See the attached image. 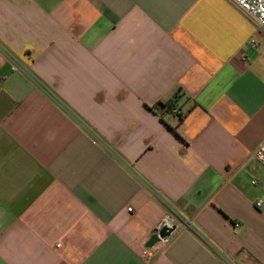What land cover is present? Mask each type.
Instances as JSON below:
<instances>
[{
  "label": "crops",
  "instance_id": "1",
  "mask_svg": "<svg viewBox=\"0 0 264 264\" xmlns=\"http://www.w3.org/2000/svg\"><path fill=\"white\" fill-rule=\"evenodd\" d=\"M263 44L230 0H0V264H264Z\"/></svg>",
  "mask_w": 264,
  "mask_h": 264
},
{
  "label": "built area",
  "instance_id": "2",
  "mask_svg": "<svg viewBox=\"0 0 264 264\" xmlns=\"http://www.w3.org/2000/svg\"><path fill=\"white\" fill-rule=\"evenodd\" d=\"M247 18H249L256 26L257 31L264 36V0H230ZM249 44L252 46H257L258 42L251 38L249 40ZM262 63L264 64V44L262 47ZM174 114H179L180 111L176 109H172L171 111ZM91 141L94 144H101V140L91 134ZM253 157L264 166V141L255 149L253 153ZM254 182V181H253ZM256 206L261 204V201H257ZM130 209V208H128ZM166 223L171 225V220L169 217L165 219ZM234 229L237 230L239 228V223H234ZM164 242L167 241L163 240ZM162 242V241H161ZM148 249L143 251V255L147 256Z\"/></svg>",
  "mask_w": 264,
  "mask_h": 264
},
{
  "label": "water",
  "instance_id": "3",
  "mask_svg": "<svg viewBox=\"0 0 264 264\" xmlns=\"http://www.w3.org/2000/svg\"><path fill=\"white\" fill-rule=\"evenodd\" d=\"M175 230V224L169 225V223H166V221H162L157 227L152 230L145 246L150 248L156 243L168 239Z\"/></svg>",
  "mask_w": 264,
  "mask_h": 264
},
{
  "label": "trees",
  "instance_id": "4",
  "mask_svg": "<svg viewBox=\"0 0 264 264\" xmlns=\"http://www.w3.org/2000/svg\"><path fill=\"white\" fill-rule=\"evenodd\" d=\"M165 105L170 107V104L169 103H166Z\"/></svg>",
  "mask_w": 264,
  "mask_h": 264
}]
</instances>
